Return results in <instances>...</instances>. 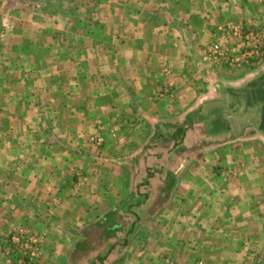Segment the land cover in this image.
<instances>
[{
  "label": "crops",
  "instance_id": "obj_1",
  "mask_svg": "<svg viewBox=\"0 0 264 264\" xmlns=\"http://www.w3.org/2000/svg\"><path fill=\"white\" fill-rule=\"evenodd\" d=\"M97 3L0 52V264L15 231L41 239L32 264H255L264 63L205 55L235 48L225 26L264 27V0H127L113 27Z\"/></svg>",
  "mask_w": 264,
  "mask_h": 264
},
{
  "label": "rangeland",
  "instance_id": "obj_2",
  "mask_svg": "<svg viewBox=\"0 0 264 264\" xmlns=\"http://www.w3.org/2000/svg\"><path fill=\"white\" fill-rule=\"evenodd\" d=\"M97 2H98L97 4L101 5V7L99 8L100 13L97 11L99 13V15H98V17L94 15L95 16L94 18L98 21L100 20V23H101L100 25H102V23H103L104 27L105 26L113 27V26H116V24L118 25L120 19H122V18H123L122 20L124 21L122 24H124L126 22L128 17H126L125 15H124L125 16L124 17L122 14L124 13V11L126 9L125 7L127 6L126 5L127 0H97ZM80 3L81 4H85V3L89 4L87 6L88 9L82 8L79 6L75 9L76 12L73 10L72 13H70V16L75 17V15H76V18H81L84 16L91 15L98 8L97 5L94 6V9L91 7L93 5V0H1L0 16H2L3 18L0 17V52L3 51V49L6 47V45H7V47L10 44L15 45L14 43H17V40H18V38H15L16 36L19 38H20V36H24L26 38V37H29L30 35H32L33 38H35L37 43L39 44L41 42V39H40L41 36H46V35L50 36L51 33L53 34V30H60L57 28V26L46 27V26L50 25V23H49L50 21L52 22L51 18H55V19L60 20V17H59L60 15H57L58 12L56 13L58 6H60V4L63 6L64 5H72V6L74 5L75 6V5H79ZM21 6H26V9L22 8ZM90 7L92 9V12L89 9ZM52 8H55L54 9L55 15H52L50 13V10ZM1 14H3V15H1ZM19 14L25 15V16L20 17V19L26 18V17L29 18V16H26V14H28V15L32 16V19H35V17H36L37 23L40 22V24L41 23H43V24L41 25V27H39L36 30L37 27L35 25L30 26L26 22L23 23V21H16L15 18L18 17ZM66 15L69 16L68 13ZM98 18H100V19H98ZM47 20L49 22H47ZM69 21H71V20L69 19ZM2 23H4V24L2 25ZM45 23H47V24H45ZM75 24L76 23H74V25ZM120 24H121V22H120ZM98 27H99V23L94 25L92 27V29H95ZM75 29L76 30H74L73 33H75L76 31L78 33L80 31V29L78 27H76ZM256 29H264V27L256 28ZM12 36H14V38H10ZM20 46H22V44H20ZM58 58H59V56H57V59ZM60 59L61 58H59L58 60H60ZM38 66H39V68L46 66V61L44 60V61L39 62ZM43 69L44 68H42V70ZM259 114L261 115V111L259 112ZM263 128H264V122H263ZM263 226H264V222H263ZM16 232H19V231H15V232L10 233L7 236V238L5 239L4 250H3V254L5 257L4 260H8L9 258H10V260H15V258L17 256V252L15 250L10 251V254L8 255L6 253L7 249H5L8 239ZM26 232H28V231H26ZM31 233H33V232H31ZM236 237H238V236H236ZM261 239L263 241V244H262V247H260L258 249L259 251L255 249L251 252V255L248 256L249 259L253 260V262L255 264H264V235L261 236ZM236 240H238V239L232 238V241H236ZM9 264H16V263L10 261Z\"/></svg>",
  "mask_w": 264,
  "mask_h": 264
},
{
  "label": "built area",
  "instance_id": "obj_3",
  "mask_svg": "<svg viewBox=\"0 0 264 264\" xmlns=\"http://www.w3.org/2000/svg\"><path fill=\"white\" fill-rule=\"evenodd\" d=\"M219 31L228 38H236L235 48H228L225 42H212L206 51L205 60L209 63L221 64L228 67L246 66L256 68L264 63V29H245L239 25L225 26ZM224 40V39H222ZM97 143L101 140L97 139ZM6 253L15 250L16 264H32L42 253L41 239L31 232H16L7 241Z\"/></svg>",
  "mask_w": 264,
  "mask_h": 264
}]
</instances>
